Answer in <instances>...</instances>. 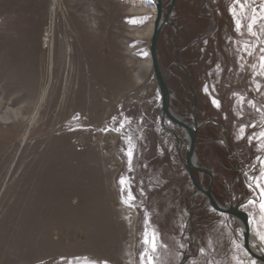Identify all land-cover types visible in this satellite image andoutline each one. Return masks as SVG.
<instances>
[{"label":"rangeland","instance_id":"374dc122","mask_svg":"<svg viewBox=\"0 0 264 264\" xmlns=\"http://www.w3.org/2000/svg\"><path fill=\"white\" fill-rule=\"evenodd\" d=\"M170 1L161 0L164 12ZM51 5L0 0V264H146L142 253L155 264H259L245 252L235 220L196 195L181 164L185 133L161 121L160 93L150 63L145 68L153 0H58L54 16ZM232 7L233 0H177L156 59L173 115L190 122L194 114L202 123L195 154L213 176V197L248 215L262 253L248 184L264 142L249 144L248 136L264 121L246 102L241 109L233 93L264 108V87L256 91L255 57L239 60L237 49L252 38L246 28L236 31ZM51 21L52 80L32 123L49 77L43 38ZM252 122L258 127L241 139L240 126ZM194 178L208 187V176L194 171ZM153 231L155 252L143 242Z\"/></svg>","mask_w":264,"mask_h":264},{"label":"snow or ice","instance_id":"6c2138e0","mask_svg":"<svg viewBox=\"0 0 264 264\" xmlns=\"http://www.w3.org/2000/svg\"><path fill=\"white\" fill-rule=\"evenodd\" d=\"M229 11L233 15L236 31L240 35H244V29L246 28L247 36L252 38L248 43L240 45L237 51L242 50L243 52V55L239 56V60H244L245 56L255 57L254 61L249 65V67L252 70V78L255 81L256 91L260 92L264 85H262L260 81L256 79V77L264 78V39H262V37H264V0H259L258 4L257 0H233V7L230 8ZM238 12L241 15H238ZM245 20L247 21L246 24L244 23ZM214 88L215 86H213V90ZM205 91H208L207 85L205 86ZM233 95L239 100L241 109H243L246 102L250 108H253L257 113L260 114L261 120L264 121V108L257 107L254 100L246 101V98L239 93H233ZM212 103L217 108L220 107L219 101L217 99L213 98ZM120 127L123 128L124 124L122 123ZM257 127L258 125L256 122L241 125L239 129L241 133L240 138H244L246 129H255ZM254 140L257 142H264V127H261V130L258 133L253 132L250 136H248L249 144H252ZM258 147L264 150V143H258ZM127 155L129 157V161H131L134 152L129 150ZM256 161L258 162L259 167H257L256 163L249 165L250 172L253 174L249 177L248 186L250 189H252L254 198L250 199L248 204L253 206L258 205L260 211L259 220L261 223H264V158L257 156ZM120 183L123 188V186L128 182L122 177ZM130 189L131 185L129 184L128 200L131 202L134 201L136 197L131 194ZM252 219H255V217H252ZM261 223L257 224L256 236L261 242H264V233L260 231ZM143 242L145 245H150L152 252H155L157 249L155 231H153L151 237H149L146 233ZM180 247L182 248L183 245L181 244ZM204 252L205 249L201 248L200 253L203 254ZM146 255V264H155L153 257L147 253L141 254L142 262L144 261V257ZM61 259L63 260L64 258L62 257ZM90 264H93V262H90ZM101 264H107V262L104 261L101 262ZM208 264H212V262L209 261Z\"/></svg>","mask_w":264,"mask_h":264},{"label":"water","instance_id":"95a60500","mask_svg":"<svg viewBox=\"0 0 264 264\" xmlns=\"http://www.w3.org/2000/svg\"><path fill=\"white\" fill-rule=\"evenodd\" d=\"M153 1L155 2V7H156V17L154 20L149 54L151 58V69L153 72L154 80L156 82V85H157V88L159 90L160 97H161V112H160L161 121L163 123L164 119L166 118L172 123H174L176 126L180 127L182 131L185 133V140H186L185 157H184V160H181V164L183 168L186 170V172L188 173V176L190 178L192 185L195 187L196 195L200 193L203 194V196L206 198V202L211 206V208L214 211L220 214L227 215L233 218L238 223L241 229V234L243 238V248L245 252L249 255L251 260H256L260 264H264V253H260L257 250H254L251 246L252 244L251 242L254 241V238L250 235L248 215L245 212L241 211L239 209V206H235V207L221 206L212 195V179H213L212 174L208 170H205L197 165V158L195 154V144H196V138H197V131L201 124L197 122V119L194 114L192 115L190 122H185L177 118L176 116H174L170 110L171 94L169 92V89L163 78V75L161 73V70L159 68V65L156 59V45H157L158 37L160 35V32L163 26L165 24L173 26V24L169 22V17H170L173 5L177 0H171L170 6L166 13L163 12L161 0H153ZM177 56H178V53L176 52L175 60H177ZM178 66L181 69H183L181 65L178 64ZM189 88H190V85H189ZM190 91H191V88H190ZM195 106L196 105L194 104L193 111L195 110ZM168 132L172 134L173 138L179 145L180 141L176 138L174 133L172 131H168ZM179 148H180V145H179ZM194 171L197 172L201 177L204 175L209 177L210 181L206 189H203L200 186L199 182L195 180Z\"/></svg>","mask_w":264,"mask_h":264},{"label":"bare ground","instance_id":"6f19581e","mask_svg":"<svg viewBox=\"0 0 264 264\" xmlns=\"http://www.w3.org/2000/svg\"><path fill=\"white\" fill-rule=\"evenodd\" d=\"M58 4V0H52V5H51V16H54L55 14V9H56V6ZM153 4L155 6V2L153 1ZM152 12L154 14V18H153V21L150 23V27L148 29V32H150L149 34L153 33V26H154V20H155V17H156V7L154 9V7H152ZM53 20V19H52ZM152 36V34H151ZM43 42H44V45L48 48L49 50V77H48V80L46 82V84L44 85L42 91H41V94L39 96V99H38V104H37V107H36V111H35V115L34 117L32 118V123L35 121L36 119V116L39 112V109L41 108V106L43 105V103L45 102V100L47 99V96H48V93H49V89H50V84H51V75H52V69H53V56H54V47H55V38H54V22L51 21L50 22V26L49 28H47V30L45 31V34H44V38H43ZM149 63H150V67H151V58H150V54H149V61L147 62V67H145L146 69H148V66H149ZM146 66V65H145ZM140 74V73H139ZM52 95V93H51ZM48 101V100H47ZM8 113V112H7ZM11 113V112H10ZM9 113V114H10ZM10 116V115H9ZM8 117V116H7ZM236 222V221H235ZM237 223V222H236ZM238 224V223H237ZM251 246L254 250H256L254 247H253V244H258L256 242V240L254 239V241L251 242ZM259 263V262H258ZM260 264V263H259Z\"/></svg>","mask_w":264,"mask_h":264},{"label":"crops","instance_id":"0c3cea01","mask_svg":"<svg viewBox=\"0 0 264 264\" xmlns=\"http://www.w3.org/2000/svg\"><path fill=\"white\" fill-rule=\"evenodd\" d=\"M0 31H1V26H0Z\"/></svg>","mask_w":264,"mask_h":264}]
</instances>
